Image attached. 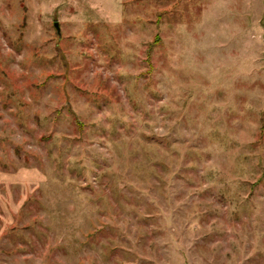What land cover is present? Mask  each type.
I'll list each match as a JSON object with an SVG mask.
<instances>
[{
    "label": "rangeland",
    "instance_id": "obj_1",
    "mask_svg": "<svg viewBox=\"0 0 264 264\" xmlns=\"http://www.w3.org/2000/svg\"><path fill=\"white\" fill-rule=\"evenodd\" d=\"M0 264H264V0H0Z\"/></svg>",
    "mask_w": 264,
    "mask_h": 264
},
{
    "label": "water",
    "instance_id": "obj_2",
    "mask_svg": "<svg viewBox=\"0 0 264 264\" xmlns=\"http://www.w3.org/2000/svg\"><path fill=\"white\" fill-rule=\"evenodd\" d=\"M54 27H55V29H56L57 35L60 36V31H59L58 24L55 23V24H54Z\"/></svg>",
    "mask_w": 264,
    "mask_h": 264
}]
</instances>
